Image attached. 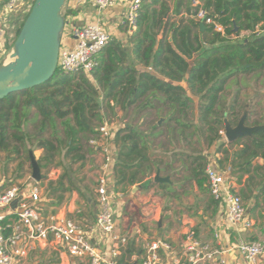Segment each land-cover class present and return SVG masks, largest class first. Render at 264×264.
<instances>
[{"label": "trees", "instance_id": "16d2710c", "mask_svg": "<svg viewBox=\"0 0 264 264\" xmlns=\"http://www.w3.org/2000/svg\"><path fill=\"white\" fill-rule=\"evenodd\" d=\"M65 6L67 22L70 9ZM201 9L222 25L223 31L215 24L204 23L202 28L197 18ZM29 12L13 20L12 24L19 26L16 36ZM120 27L128 30L125 22ZM260 30H264V0H143L137 27L127 38L131 52L111 35L90 75L65 74L57 69L47 83L0 99V153L5 152L7 159L31 161L30 151L43 149L42 168L61 156L60 139L64 145L70 142L67 158L82 160L91 151V140L98 141L100 127L111 119L108 110L113 115L114 101L126 108L154 110L155 121L164 117L162 123L156 122L157 131L151 135H167L169 143H182L193 150L201 140L208 148L218 143L217 151L229 159L221 133L225 117L236 126L247 113V125H264V93L253 95V100L246 94L247 99L241 101L238 87L236 97L224 105L231 78L254 74L261 80L264 76V32ZM149 135L127 124L116 130L117 143L126 141L120 151L122 160L115 165L117 187L133 185L153 173L156 162L148 152ZM236 143L242 146L233 151V167L249 174V185L261 186L264 194V163L254 164L257 158L264 161V130ZM192 159L199 187L206 189L207 183L209 188L207 156L194 155ZM64 177H59L54 192L67 191L62 185ZM58 198L61 200V195ZM10 217L5 216L4 225L13 222ZM126 247L116 264H137L127 258L133 249L129 244Z\"/></svg>", "mask_w": 264, "mask_h": 264}, {"label": "crops", "instance_id": "0c3cea01", "mask_svg": "<svg viewBox=\"0 0 264 264\" xmlns=\"http://www.w3.org/2000/svg\"><path fill=\"white\" fill-rule=\"evenodd\" d=\"M127 5L128 0L118 1L100 12L87 2L79 6L77 15L68 19H70L71 25H84L96 21L104 24L110 30L111 35L123 42L126 49L131 52L127 41L128 34L131 32L120 27ZM23 10L24 8H20L14 11L7 19L0 18V37L6 35V31L9 29L8 23H12L15 18H18ZM5 20H7V27L4 26ZM69 41L67 37L65 42ZM148 70L152 71V68L148 67ZM260 79L259 82L264 86L263 76ZM250 83V79L246 76L231 78L228 81L227 90H231L233 94L228 98L226 93L224 94V105L226 106L233 100V97H236L238 87L242 90L239 99L241 101L247 99L246 94L249 93L246 90L250 89ZM263 93L262 90L257 89L248 98L253 100V95ZM254 101L256 102V100ZM112 111L113 115L108 110V115L111 117V121L107 122L110 136L103 139L99 135L98 141L94 139L96 143L90 142L91 151L85 153L84 159L67 158L66 153L70 142L64 145L59 139L58 142L62 149V164L59 165L57 162L58 165L56 164L50 173H45L43 169L54 163L40 167L43 177L41 181H35L32 174L30 176L27 173H22L21 177L12 184H10L11 180L6 181L5 178L0 177V190L12 185H19L21 188L18 198L11 205L0 208V214L11 216L10 219L14 220L19 202L27 198L31 188L36 185L40 189V200L36 205L41 214L45 218L59 216L75 221L80 229L88 235L91 242L104 253L106 258H109L110 238L97 224L100 210L97 201V186L99 177L104 174L107 177L108 191L113 200L116 232L129 236L126 246L129 244L133 252L127 258L133 263L141 259L152 241L160 238L170 243L174 250L160 249L162 263L186 264L183 253L185 237L190 230H194L200 242L210 244L213 249L218 251L215 264H245V259L237 246L240 243L251 242L262 237L264 194L263 191L260 192L261 186L249 185V174H242L241 171L233 167V151L241 148L242 145L236 142L228 143L225 130L222 131L223 140L227 143L226 147L229 150V159H226L225 153L217 151L218 143L208 148L206 143L201 140L197 149L193 150L185 147L182 143H169L167 135H151L152 131H157L154 129L156 122L160 124L165 120L164 117H161L155 121L154 110L141 109L140 106L126 108L112 101ZM183 121H185L184 118ZM124 124L133 126L144 134H150L148 136V152L156 164L153 165V173H148L142 180L133 185L121 184L117 187L115 165L122 160L120 151L126 145V141L117 143L115 132ZM104 148L108 149L111 156L107 171H104L102 167L105 156ZM177 152L185 153V156L183 157ZM43 153V149L33 152L38 163ZM200 154L207 156L208 166L232 180L236 191L241 195L247 207V215L253 219L255 225L246 229L232 226L226 219L225 204L213 198L207 183L204 185L206 189L199 187L193 176L192 156ZM257 163L263 164L264 161L262 158H257L254 164ZM130 170L132 169L127 168L128 172ZM158 170L161 176H169L170 181L156 182L153 174H156ZM61 175H65L62 185L68 189L67 191L54 192V187L57 186ZM51 183L52 185L49 186ZM60 195L61 200L58 198ZM30 201L32 202V200ZM21 245L27 249V254L15 258L13 264H81L86 261L71 256L61 244L52 238L47 242L24 240ZM126 246L120 250L118 257L127 248ZM260 264H264V257H261Z\"/></svg>", "mask_w": 264, "mask_h": 264}, {"label": "built area", "instance_id": "2783aa9c", "mask_svg": "<svg viewBox=\"0 0 264 264\" xmlns=\"http://www.w3.org/2000/svg\"><path fill=\"white\" fill-rule=\"evenodd\" d=\"M29 1L0 0V18H3V15L9 16L20 8H25ZM118 1L125 0H67L66 5L70 9L75 8V4L82 5L88 2L101 12ZM142 1L128 0L122 23H126L129 33L137 27V15ZM197 18L205 24H215L217 30L223 31V26L215 23L212 17L206 16L203 9L198 12ZM67 22L64 33L67 29L70 41L61 42L57 69L65 74L90 75L98 63L100 54L110 42L111 32L98 21L84 25H71ZM100 135L103 139L110 136L107 123L100 127ZM91 143L96 142L91 140ZM103 152L105 156L102 167L104 171H107L111 156L107 148H104ZM206 174L211 195L226 206L227 221L237 228L246 229L255 225L253 219L247 215V207L241 195L236 191L232 180L210 166L207 167ZM153 175L156 176V174ZM107 185V177L103 174L99 177L97 186V201L100 206L97 224L110 238L109 258H106L104 253L91 242L88 235L75 221L59 216L45 218L36 205L40 200V189L35 185L29 191L28 197L19 202L16 219L12 223L4 225L5 216L0 214V264H13L15 258L25 256L27 249L21 245L24 240L47 242L50 238L61 244L71 256L85 259L87 264H116L115 259L120 250L127 245L129 236L116 232L114 205ZM20 192L19 185L0 190V208L11 205ZM8 228L10 232L6 234L5 229ZM261 229L262 237L251 242L240 243L237 246L245 259V264H260L261 257H264V220L261 223ZM160 249L174 251L170 243L159 238L149 244L146 253L137 264H163ZM217 252L210 244L200 242L194 230L186 234L183 252L186 264H215Z\"/></svg>", "mask_w": 264, "mask_h": 264}, {"label": "water", "instance_id": "95a60500", "mask_svg": "<svg viewBox=\"0 0 264 264\" xmlns=\"http://www.w3.org/2000/svg\"><path fill=\"white\" fill-rule=\"evenodd\" d=\"M67 0H34L20 33L16 37L11 60L0 64V99L11 93L30 90L47 83L55 74L58 66L59 50L63 29L66 24L63 7ZM202 28L205 24L201 23ZM244 113L236 126L225 118V137L228 143L239 138L252 136L264 125L249 126ZM32 178L42 180L38 161L30 151ZM156 182H169V176L156 173Z\"/></svg>", "mask_w": 264, "mask_h": 264}, {"label": "rangeland", "instance_id": "374dc122", "mask_svg": "<svg viewBox=\"0 0 264 264\" xmlns=\"http://www.w3.org/2000/svg\"><path fill=\"white\" fill-rule=\"evenodd\" d=\"M34 0H30L28 4L25 5V8L23 10V13L28 12L32 5ZM68 2H66L65 4H67ZM87 3V2H86ZM80 5L75 4V8H70V13L68 15V18L71 19V17L73 15H77V9L79 8ZM67 9V5L65 6ZM64 9V7H63ZM22 13V14H23ZM11 15V14H10ZM9 15V16H10ZM8 15H3L4 19H7L9 17ZM70 19H68L67 23H71ZM122 21V20H121ZM4 26L7 27V20H5V24ZM8 27L9 29L6 31V35L4 37H0V64L1 63H6L9 62L11 60V53L13 51V42L16 39V32L19 29L18 24L14 25L12 23H8ZM68 37V32L67 29L65 30V33L63 32V43H67L65 42L67 40ZM264 74V73H263ZM246 78L250 79V89H247L246 91L252 95V92L254 90H262L264 92V86L261 85V83L259 82L258 78H256V75L254 74H248L246 75ZM256 78V79H255ZM264 78V76H263ZM255 80V81H254ZM232 91L231 90H227L226 91V96L227 98L232 95ZM227 103V102H226ZM111 121V119H110ZM126 125V124H124ZM28 128L30 130L34 129L33 125H29ZM37 149H35L34 151H36ZM12 159H7V154L5 152H1L0 153V177L5 178V180L9 181L11 180V183H14L17 181V174H25L27 173L28 175L31 176L32 174V166H31V161H26L24 157H20L17 159H13L15 157H11ZM60 158V159H59ZM25 161V162H24ZM61 161V156L56 158L55 162L53 165H50L48 168H44L43 171H45V173H50L52 171V169L55 167V165L57 164V162ZM21 162H24V166L22 169H19V164ZM61 171V169H60ZM84 263L81 264H87L86 261H83Z\"/></svg>", "mask_w": 264, "mask_h": 264}]
</instances>
